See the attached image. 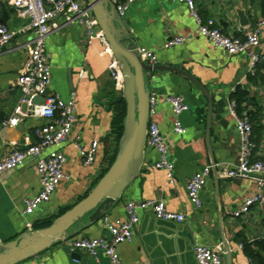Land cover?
Wrapping results in <instances>:
<instances>
[{
  "label": "crops",
  "instance_id": "obj_1",
  "mask_svg": "<svg viewBox=\"0 0 264 264\" xmlns=\"http://www.w3.org/2000/svg\"><path fill=\"white\" fill-rule=\"evenodd\" d=\"M82 3L88 6L86 0ZM196 6L205 20L214 18L220 24L226 23L227 27L221 25L224 32L240 38L264 20L257 0L255 3L252 0H196ZM236 9L247 11L248 27L240 26ZM1 17L15 31L26 24L3 2H0L2 22ZM121 20L129 33L125 36L127 44L154 52L158 59L156 65L184 70L203 84L213 102L210 142L215 163L219 166L237 165L241 139L236 120L231 115L230 96L238 87L248 90L252 100L250 104L254 102L263 107L260 114L264 127V64L253 75L257 76L256 81L250 83V59L215 49L209 40L200 36L198 25L184 4L168 0H132L125 18ZM174 37H190L191 40L182 46L166 49L165 44ZM28 38V35L20 36L14 45L23 44ZM103 51L104 46L99 41L88 46L86 27L80 24L63 23L49 35L50 91L64 99L73 94L76 96L77 123L71 140L61 147L67 158L66 179L49 203L33 215L25 216V201L41 190L35 161L28 160L0 176V247L26 232L38 231L36 225L59 218L61 210H71L94 190L108 169L110 161L106 152L114 149L115 104L123 89L117 88L108 68L111 57L102 55ZM259 52L264 54V39ZM26 58L24 50L5 49L0 54V116L5 118V121H0V159L5 158L13 146L37 144L35 131L46 123L42 118L30 117L14 128L5 126L21 98L17 79L23 73ZM119 66L122 71L120 63ZM147 88L151 95L160 98L156 120L166 140L169 158L175 165L174 181H169L166 171L153 169L159 155L147 146L138 178L129 184L119 201L102 211L103 216L99 220L92 221L94 213L87 214L62 240L18 264H111L104 253L97 259L82 254V260L77 261L67 249H71L74 240H96L108 236L102 224L104 217L124 218L129 202L151 200L165 201L169 211L184 214L186 221L168 222L156 219L151 212H141L133 241L118 248L122 264H173L174 259L179 264H197L194 254L197 245L221 248L225 264V245L231 250V264H249L252 261L239 239L245 237L249 243H264V204L253 207L250 214L240 218H235L233 213L246 199L259 193L264 195V185L259 187L250 180L212 176L201 192L203 208L196 209L188 197L187 185L195 173L213 165L207 145L209 101L195 84L169 71L147 74ZM166 96H183L190 106L189 111L179 117L186 129L183 135L174 133L176 117L164 99ZM76 138H80L85 148L95 141L100 143L94 164H84L74 146ZM254 154L256 160L264 162V129Z\"/></svg>",
  "mask_w": 264,
  "mask_h": 264
},
{
  "label": "built area",
  "instance_id": "obj_2",
  "mask_svg": "<svg viewBox=\"0 0 264 264\" xmlns=\"http://www.w3.org/2000/svg\"><path fill=\"white\" fill-rule=\"evenodd\" d=\"M131 1L110 0L115 5L121 19L125 18ZM168 1L188 7L198 25L200 36L209 40L215 49L223 50L231 56H247L251 61L252 76L256 69L264 64V54L259 52L264 39V20L258 22L248 35L240 38L226 34L217 19L204 20L197 10L196 0ZM0 2L14 9L18 17L26 21V24L16 31L6 24H0V54L5 49L24 50L27 53L23 73L17 79L21 98L13 115L5 122V126L14 128L30 117L42 118L46 121L44 126L35 131V136L38 139L37 144L13 146V150L5 158L0 159V176L22 166L28 160L35 161L40 176L41 190L38 195L25 201L24 215L31 216L44 204L51 201L57 188L66 179L67 158L61 147L71 140L77 123L76 96L73 94L70 98L64 99L61 95L50 91L52 67L47 57L49 35L63 23L85 26L88 46H93L96 41H99L104 46L102 55L111 57L108 68L118 89H123L124 76L103 31L99 28L93 11L88 8L87 4H83L82 0H0ZM61 20L64 21L61 22ZM25 35L29 36L27 41L15 46V40ZM190 40V37H174L165 44V48L182 46ZM137 52L143 61L150 65L157 64L158 59L154 52L144 48L137 49ZM36 97H44L45 103L33 104ZM164 99L171 106L176 117L174 133L185 134L186 129L181 125L179 117L189 111V104L183 96H166ZM159 100L158 95L150 96L147 144L159 155V161L153 165V169L166 171L169 181H174L175 165L169 158L166 140L156 120ZM230 111L236 120L237 131L241 139L238 164L235 166L208 165L194 174L188 182L187 191L188 197L196 209L203 208L201 192L212 178L214 168L217 169L216 177L250 180L256 182L259 187L264 185V162L255 159L252 125L246 113L243 118L238 117L235 112V103L232 101ZM74 146L85 165L95 163L100 147L98 141L85 148L80 142V138H76ZM263 204L264 195L259 193L246 199L243 205L234 211L233 216L240 218L243 215H248L253 207ZM141 212H151L156 219L163 221L174 223L186 221L184 214L169 211L163 200L140 203L131 201L126 206L124 218L112 219L109 216L103 218L102 224L107 229L108 236L96 240H74L71 243V250H80L82 254L93 259H97L101 253H104L111 264H122L118 248L133 241L135 228L141 220ZM30 227L31 224L28 223V228ZM194 254L197 264H225L221 248L213 249L205 245H197L194 248ZM249 264L258 263L250 261Z\"/></svg>",
  "mask_w": 264,
  "mask_h": 264
},
{
  "label": "water",
  "instance_id": "obj_3",
  "mask_svg": "<svg viewBox=\"0 0 264 264\" xmlns=\"http://www.w3.org/2000/svg\"><path fill=\"white\" fill-rule=\"evenodd\" d=\"M86 1L88 2V8L93 11L99 27L103 31L113 55L122 65L124 76L123 94L117 98V102L125 100L127 112L123 135L119 142L118 156L94 190L71 210L57 218L50 227L35 232H26L1 246L0 264H18L46 250L54 242L62 240L64 235L75 226L76 222L82 221L89 213H94L91 218L92 221L99 220L103 216L102 211L107 209L110 204L119 201L129 184L138 178L148 146L151 96L147 88V74L149 73L163 70L179 74L195 84L206 95L209 101L207 145L213 165H216L210 142L213 102L203 84L184 70L168 66L150 65L143 61L137 52V48L125 41V36L129 33L119 17L115 5L110 0ZM235 13L242 28L250 25L245 9H236ZM221 25L227 27L224 22ZM44 103V97H36L33 100V104ZM216 173L217 169L214 168L213 177L215 178H217ZM225 249L226 264H231L230 247L225 245ZM67 252L72 255L73 259L82 260L80 250L67 249ZM172 263L179 264L177 259H174Z\"/></svg>",
  "mask_w": 264,
  "mask_h": 264
},
{
  "label": "trees",
  "instance_id": "obj_4",
  "mask_svg": "<svg viewBox=\"0 0 264 264\" xmlns=\"http://www.w3.org/2000/svg\"><path fill=\"white\" fill-rule=\"evenodd\" d=\"M123 1H126V0H123ZM255 1L256 0H252L253 3H255ZM257 1L260 5L262 15L264 16V0H257ZM9 8H11V7H9ZM201 17L203 18V16H201ZM1 18L3 21L2 22L0 21V24H5L6 19L4 17H1ZM256 78H257V76H254V77L250 76L249 82L253 83L254 81H256ZM230 101L235 103V112L238 115V117L243 118L244 114L246 113V116L248 117V119L252 125V140L255 143V145L258 146L262 132H263V129H264V127L262 125V116L260 114V111L263 110L262 105L261 104L256 105L254 102L250 104V92L248 90L242 88V87H238L235 90V92H233L231 94ZM251 106H253L252 109L250 108ZM115 111H116V115H115L114 121H113V133L115 136V140L113 143L114 149H112V150L108 149L106 152L110 162H109L108 169L103 173V177L108 172L110 167L114 164V162L118 156L119 142H120L122 135H123L124 123H125L126 112H127V104H126L125 100L115 104ZM0 121H5V118L3 116H0ZM69 210H70V208L61 210L58 217L62 216L63 214H65ZM55 219L56 218L48 219V220L44 221L43 223L36 225V228L38 230H41V229L50 227L53 224ZM239 242L243 246L244 251L250 260H252L258 264H264V255H263L264 243L263 242L249 243L245 237H241L239 239Z\"/></svg>",
  "mask_w": 264,
  "mask_h": 264
}]
</instances>
